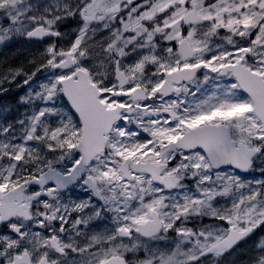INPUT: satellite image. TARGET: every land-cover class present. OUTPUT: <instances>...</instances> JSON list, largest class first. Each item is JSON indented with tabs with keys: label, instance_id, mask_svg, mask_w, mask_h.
<instances>
[{
	"label": "snow or ice",
	"instance_id": "1",
	"mask_svg": "<svg viewBox=\"0 0 264 264\" xmlns=\"http://www.w3.org/2000/svg\"><path fill=\"white\" fill-rule=\"evenodd\" d=\"M21 38L50 42L0 72L30 106L0 123V264H236L264 228V0H0Z\"/></svg>",
	"mask_w": 264,
	"mask_h": 264
},
{
	"label": "rangeland",
	"instance_id": "2",
	"mask_svg": "<svg viewBox=\"0 0 264 264\" xmlns=\"http://www.w3.org/2000/svg\"><path fill=\"white\" fill-rule=\"evenodd\" d=\"M68 23V21H66ZM66 22L61 26L60 31L66 32L69 34L68 38L64 41H61V43L64 46H67L68 41L70 39H74L73 29L76 28L75 21H72L74 25L71 28L64 29L63 26L66 24ZM106 35V33L104 34ZM50 41H45V43H35V42H27L24 39H17L13 41L12 43L8 44L7 46L0 47V72H2L4 69L8 67H23L25 71L31 72L35 70V64L29 66L25 63L16 62L14 63V60L17 59V57L21 55H26L27 57H32L33 55H40V53L43 52L45 45ZM45 73L41 72L37 74L36 80H43L45 78ZM24 77L21 76L18 78V81L22 84ZM28 86L24 85L22 87H17L15 83H13L10 86V89L6 93H0V123L7 124L10 122H15L18 119L23 118V114L26 110L30 109L29 105L21 104L20 103V97L27 94ZM60 103L63 104L66 110H69L67 105L63 100L60 101ZM70 111V110H69ZM241 175V174H240ZM242 176V175H241ZM244 178H260V175L258 172L250 173L247 176H242ZM71 195L73 198L80 199V198H86L87 193L75 188ZM209 222V221H205ZM99 227H103L100 225ZM264 236V228H259L255 231L253 234V238L251 237V241L249 243H246L247 245L244 247L251 249L254 242L257 241L260 237Z\"/></svg>",
	"mask_w": 264,
	"mask_h": 264
},
{
	"label": "trees",
	"instance_id": "3",
	"mask_svg": "<svg viewBox=\"0 0 264 264\" xmlns=\"http://www.w3.org/2000/svg\"><path fill=\"white\" fill-rule=\"evenodd\" d=\"M74 25L72 21L66 22V24L63 26L64 29L71 28ZM40 55H33L32 57H27L26 55H22L17 57L16 60H14V63L20 62V63H25L28 64L29 66L34 65L33 63H30L32 60H36L37 62L39 61ZM36 66V65H35ZM252 240V239H251ZM247 244H245L246 246ZM243 250V251H242ZM248 248L244 246H240V248L237 249V251L233 254L232 257H230V260H235L236 264H246L248 257L250 253L247 252Z\"/></svg>",
	"mask_w": 264,
	"mask_h": 264
},
{
	"label": "flooded vegetation",
	"instance_id": "4",
	"mask_svg": "<svg viewBox=\"0 0 264 264\" xmlns=\"http://www.w3.org/2000/svg\"><path fill=\"white\" fill-rule=\"evenodd\" d=\"M74 189H75V188H73V189L71 190V192H72ZM240 246H244V245L241 244ZM229 260H230V257H229Z\"/></svg>",
	"mask_w": 264,
	"mask_h": 264
},
{
	"label": "water",
	"instance_id": "5",
	"mask_svg": "<svg viewBox=\"0 0 264 264\" xmlns=\"http://www.w3.org/2000/svg\"><path fill=\"white\" fill-rule=\"evenodd\" d=\"M65 100H66V98H65ZM67 102V101H66ZM68 104V103H67ZM70 106V105H69ZM246 174V173H245Z\"/></svg>",
	"mask_w": 264,
	"mask_h": 264
}]
</instances>
